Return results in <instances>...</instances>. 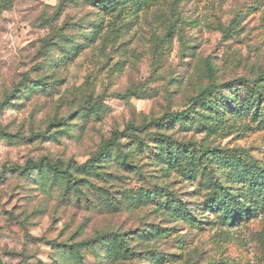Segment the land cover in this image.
<instances>
[{"label": "rangeland", "instance_id": "374dc122", "mask_svg": "<svg viewBox=\"0 0 264 264\" xmlns=\"http://www.w3.org/2000/svg\"><path fill=\"white\" fill-rule=\"evenodd\" d=\"M262 73L264 0H0V264H264Z\"/></svg>", "mask_w": 264, "mask_h": 264}, {"label": "trees", "instance_id": "16d2710c", "mask_svg": "<svg viewBox=\"0 0 264 264\" xmlns=\"http://www.w3.org/2000/svg\"><path fill=\"white\" fill-rule=\"evenodd\" d=\"M208 66L210 68L211 64L209 63ZM257 80L264 81V73L259 75ZM25 81H27L26 76L24 77L23 80H21L19 84ZM214 87H215L214 85H210L206 87L197 96L193 98V101L194 102L201 101L204 97L212 93ZM194 109H195V103L189 108L181 112L172 113V114L170 113V114L165 115L164 117L161 118L160 121L165 122L167 119L182 120L185 117H189L193 113ZM130 129H134L135 131L134 126H128L124 130L113 131L110 140L102 146L98 156L103 157L108 152L109 147L112 145H115L117 143V140L120 138L130 139L134 137L137 140H143L145 136H158L159 138L163 140L172 139V137L169 135L161 134L157 132H148L144 137H141L135 132H130ZM186 145L187 143L184 142L182 147H185ZM202 156H204L207 161H212L213 159H215V153L213 149H210L209 147L201 148L200 157ZM44 166H48L59 177L67 179L68 184L73 187H79L86 181L85 177H75L69 166L62 168L50 162H47L45 165H43L41 161H30L26 165H18V164L13 165L14 168L18 170L26 171V172H30L32 170L40 171L43 169ZM79 168L82 169L83 171H86L88 174L95 172L97 170V166H95L94 164H91V160H89L88 162L84 164H81ZM241 181L243 183L242 186L244 187V191L241 194L238 201L245 203V210L248 209L247 207H249L250 205H252L255 209H257L256 207L259 205V203L261 201H264V176L263 174L261 173V171L258 170L255 172L253 178H251L250 180H241ZM218 185L224 190V192L228 193L227 201L232 204L235 203V201L237 200V196L234 195L233 192H229L227 188L224 187L222 184L218 183ZM95 242L96 240L82 241V242H79L73 245V247L78 252L80 250V247L93 245Z\"/></svg>", "mask_w": 264, "mask_h": 264}]
</instances>
